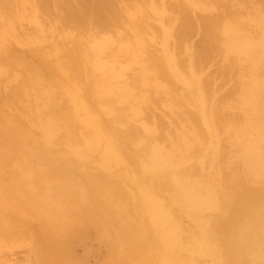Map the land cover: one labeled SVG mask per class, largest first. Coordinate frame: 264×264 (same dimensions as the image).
<instances>
[{
	"label": "bare ground",
	"instance_id": "obj_1",
	"mask_svg": "<svg viewBox=\"0 0 264 264\" xmlns=\"http://www.w3.org/2000/svg\"><path fill=\"white\" fill-rule=\"evenodd\" d=\"M214 1L222 3L228 0ZM23 2L24 0H0V33L2 35L5 33L6 28L12 27L14 21L12 19L14 18H11V14L15 9L22 6ZM141 3V0H31L30 6L35 10L40 8L45 14L49 15V19L55 22V25L60 28V32L47 48H45L46 46L33 48H27L26 46V48H16L13 46L7 47L3 54L0 53V74L12 71L14 67H20V72L14 73V80H11L14 81L13 85L10 81L12 87H8L6 83H3L6 88L4 87L5 90L1 91L0 96V143L1 146L2 144L9 145V149L15 148L9 150L7 152L8 156H6L4 150L7 148L0 147L2 148L0 152L3 156L5 155L8 162L11 160V158L8 159L10 155L13 158L20 157L21 160H25L27 154H31L28 145L34 143V138L28 134L29 130H26L23 122H20L18 116L11 113L8 108L14 103L20 108L26 105L27 108L34 106V109L38 103L34 98L35 91L46 83L50 86L62 87H60V92L58 91L59 95L57 94L56 97L54 95V98L48 102V110L45 113L43 112L44 114H40L41 111L36 110V114L33 113L32 115L33 117L35 114L36 117H33V121L43 131L41 134L42 139L50 141L58 130V137L70 142L78 139V135L81 134V136L88 138L85 145L86 149L102 151L105 156L103 159L105 167L109 166L110 161L120 163L122 155L131 153L132 158L130 157L129 161L134 164L133 167L138 168L136 173L125 174V178L121 175V177L115 179L112 174L105 172H98V174L97 172L90 174L81 172L82 174L80 173L79 176V173L75 174L66 172L62 168H56L44 172L45 178L42 180L37 181L30 176H19L18 180H14L16 183L10 181L5 185L1 182V202L8 205H20L23 201L26 205L28 199L39 197L38 201L41 202V207H43L42 205L44 207L53 205L55 208H52L55 209V212L53 213L50 210L54 218L53 221L48 222L47 226L52 227L50 231H55V229L57 231L54 232L55 234L49 231L50 240L46 237L48 236L46 235L47 229H50V227L46 229L47 232L43 230V227H38L43 230L39 231L41 234L38 233L40 235L38 238L44 246L41 248L48 249L47 251L44 250L43 254L47 252L52 254L50 250L54 248L56 250L55 256L58 255L59 258H62L60 254L63 249L58 246L59 240L64 241L66 230L72 231L75 227L80 229L83 220L88 222L100 218L104 219L105 223L110 222L109 224H113L116 222L114 223V234L119 239L124 234L127 235L123 225H126L124 220L128 219L129 209L122 204L124 198H126V194L122 192V189L129 185L132 188L133 195L139 200L137 204L131 205L137 209V212L135 211L137 215L135 217L133 215L132 218L133 220L138 219L134 220L133 223L141 228L142 224L139 222L138 213H143V208L150 209L151 216L149 218L153 222L156 221L161 227L159 240L164 248L175 250L176 245L179 248L177 243L180 241V233H178L176 224H174L175 221L172 218L174 214H171L170 208L171 203H177L180 207H191L193 209L191 217L196 222L197 234L193 236L191 244L193 243L196 248L209 252L215 258L221 257L223 262L231 264H264V184L253 186L243 181V176L255 178L248 160L243 161L244 168L241 170L240 175L236 168L232 167L233 170L230 168L228 176L221 178L216 184L217 186L214 187L217 191L213 197L201 198L195 194L194 184L188 178L192 167L182 166L175 173H168L167 176L157 178L154 176V171L158 168L155 161H145L148 159L140 156L139 163L136 164L134 155H137L140 150L134 148L132 143L140 137V129L135 124H129L130 122L126 120L127 114L121 109L113 112L104 104L108 103L110 107H114L115 101L113 99L118 98L119 100L131 96L130 105L133 113H137V110L141 109L140 114L145 119L151 120L154 125L152 131H155V121L159 122L160 117L151 109V106L156 104V100L160 98L159 96H162L168 101V104L174 106L181 103L180 101L183 99V93L181 94L180 89H178L179 85L173 79L174 77L179 79L180 76L185 78L187 74H197L198 87L194 85L192 90L193 92H195V89L197 90L200 104L204 103V99L207 97L210 99L216 96L215 73L212 74L213 71H210L211 74L203 75L200 71L204 65V60L213 56L218 43L217 40H219L218 35L220 33L218 32L220 31L212 27L214 21L218 19V14L214 13L210 17H206L201 23L199 16H194V14H186L184 17H180V14L174 13L176 9L181 10L178 0H147L145 4L143 3L146 8H150L152 12L162 14L161 23L164 26L162 30L165 33L160 43L161 56L154 58L155 56L153 57L152 51L148 48V39L150 38L147 36V33L149 34L152 29L148 26L145 16L147 11H144V5ZM231 3L237 5V7H234L236 9L246 10L249 6L253 7L255 11L259 10L257 0H231ZM230 7L229 5L228 8ZM228 8L226 10L231 12L232 9ZM227 25L224 30L225 37L221 36V42L218 44L219 47L225 45L227 49L239 52V55L241 57L244 55L247 60V65L242 71V74L246 73L248 76L246 85L243 84V94L244 97L246 96L244 107L250 111V128L258 129L257 134L256 132L255 134L264 142V127L257 125L258 122L255 123L257 120H264V98L262 97V95L264 96V48L258 41L259 37L252 39L250 35H247L248 33L237 28L239 25L237 20H230ZM259 27V31L263 34L264 19L259 21ZM195 30L199 31L198 39L192 42V45L189 43L190 47L189 45L186 46L187 38ZM149 35H152V33ZM5 37L3 35L0 41ZM129 39L132 40L131 43L128 42L129 56L132 61L137 62L138 70H135L134 65L118 67L114 60L124 57L127 51H117L114 48L115 50L111 49L112 52H104V54H107V56L105 54V58H108L107 64H111L113 68L110 70L111 75H114V78H120L119 82L93 71L88 59H92L91 62L96 67L104 66L106 62L105 60L100 61L98 56L104 50H99L95 55L87 54L86 48L90 43L95 40H97L96 42L108 40L111 42L116 41L118 45H121L124 40L126 42ZM15 42L17 46H21V41L16 39ZM48 48H54V50L49 49L48 51ZM182 50L183 56H181L183 54ZM220 66V71L227 68L224 67L223 62ZM129 72L132 73L128 75ZM9 77L11 78L12 75ZM163 78L166 80L165 82H161ZM7 88L9 90H6ZM32 100L35 101V105L29 106L33 102ZM172 105H169L170 109H173ZM38 106H41L40 102ZM39 107L36 108L39 109ZM105 107L107 110H104ZM75 112L82 113L83 116L76 120L69 119V115ZM101 112H104V114H101ZM223 114V110H220V112L215 110L213 113L212 120L216 127L219 125L220 120H227V118L230 120L229 115ZM203 121L205 124L208 123L206 119H203ZM117 122L124 123L125 127H117L115 125ZM185 122L188 123L190 132L193 131L190 134H194L195 128L191 124V119H185ZM210 124L211 121H209V126ZM19 133H22L21 136H19ZM17 138L19 141H17ZM17 142L19 143L17 144ZM189 143L190 141L184 142L185 148H188ZM141 149V154L147 150L145 146ZM74 152L78 153L76 150ZM62 154L60 159L65 161L63 162L64 166L70 167L73 162L70 161L71 157L68 152ZM183 155L184 150L173 152V159L180 162L185 159ZM221 155L222 152H220ZM6 159H3V161L5 162ZM8 164L10 165V163ZM1 167L3 165L0 162V169ZM260 170L263 172L264 180V165ZM161 186L173 191V194L169 195L168 204H165L164 199L159 195ZM111 187H121L122 189L120 192H113ZM32 201L35 202V200ZM212 201L217 206L219 204L228 205L224 220L216 226L211 225L208 219H199V212L210 208ZM82 205L85 208L87 207L85 211L81 210ZM65 209L68 211L74 210L72 215L66 213L67 216H70L67 220H65ZM40 212H42V209H40ZM48 214H50V211ZM48 214L46 211L43 213L44 217L41 215L45 218ZM1 215L0 229L1 234H3L5 233L4 230L10 228V226L6 227L12 222L10 216ZM62 217L66 222L62 220ZM47 220L49 219H46L45 224ZM112 221L114 222L112 223ZM62 226H64V229H62ZM59 228L64 233H61ZM51 234L53 235L51 236ZM59 234L63 238L59 237ZM130 234L132 235V233ZM116 236L110 239L112 240L110 245L113 246H109L111 248V250L109 249L110 252L115 251L114 245L115 243L118 244ZM133 239L134 237H131V240ZM133 248L135 247L130 250L126 249V251L136 255L144 253L138 251V249L133 250ZM136 248L138 247L136 246ZM48 256H50V260L52 255ZM72 258L74 259V257ZM79 259L77 258V261ZM59 260V264L82 263L81 261H75L76 259L73 261L70 258ZM68 260H72V262ZM110 261L112 260L105 261V264H111ZM180 262V264H186L182 259H180Z\"/></svg>",
	"mask_w": 264,
	"mask_h": 264
},
{
	"label": "rangeland",
	"instance_id": "obj_2",
	"mask_svg": "<svg viewBox=\"0 0 264 264\" xmlns=\"http://www.w3.org/2000/svg\"><path fill=\"white\" fill-rule=\"evenodd\" d=\"M257 1L259 2L258 11H255L253 7L252 9L249 6L246 8V10L236 9L234 7H237V5L235 3H231V0L223 1L222 3H216L214 0H178L181 10L176 9V11L174 10V13L180 14V17H184L186 14H194V16H199L201 23L206 17H210L214 13H217L218 19L214 21L215 23L212 27L217 29V31H220L218 32L220 33V35H218V43L221 42V36L223 38L225 37L224 30L227 23L230 20H237L239 22L237 28L248 33L247 35H250L252 39L259 37L258 41H260V44H262L264 48V33L262 34L259 31V21L264 19V0ZM141 2V4H145L147 0H141ZM30 3L31 0H24L23 5L12 12L11 18H14L12 19V21L14 20L13 25L11 28H6L5 33H3V35L6 37L0 41L1 54L5 52L7 47L13 46L16 48L46 46L45 48H47L49 43H51L60 32V28L55 25L54 21L49 19V15L45 14L40 8L36 10L33 9L30 6ZM229 5L232 9L231 12L226 10ZM143 7L144 11H147H145V16L148 26L152 29L149 34L152 33L153 35L152 38V35L147 33V36L150 38L148 39V42L150 43V46L148 43V48H150L152 51L153 57L155 56L154 58H158L161 56L160 43L165 36V33L162 30V27L164 26L161 23L162 14L152 12L150 8H146V5ZM198 32L196 30L192 32V34L187 38L186 46L198 39ZM3 35L0 33V38ZM16 39L21 41V46L16 45ZM130 39L129 41L126 40V42L124 40L121 45H118L116 41L111 42L108 40L101 42H96L97 40H95L90 43L88 48H86L87 54L95 55V53L99 50H104L98 56L100 61L105 60L106 62L104 66L100 65L96 67V65L91 62L92 59H88V61H90L89 65L93 67V71L102 76L111 77L112 80L114 79L115 81L119 82L120 78H114V75H111L110 70L113 68L111 64H107L108 58H105V54L112 52V50H115L114 48H116L117 51H127L124 57H119L120 59L118 58L117 60H114L118 67L134 65L135 70H138L139 66L137 65V62L132 61L129 56L130 53L128 50L130 48L128 42L131 43L132 41ZM218 43L214 49L215 51L213 56L204 60V65L200 71L203 75H209L212 71V74L215 73V81L217 82L216 96L210 99L205 97L206 99H204V103L200 104L198 102L197 90L195 89V92L192 90L194 85L198 87L196 81L197 74H187L185 78L180 76L179 79L173 76V79L179 85L178 89H180L181 94L183 93V99L180 101L181 103H178V105L174 106L172 104H168V101L165 98L159 96L160 98L156 100V104L151 106V109H153L161 119V121L159 119V122L155 121V131H152L154 125L152 124L151 120L145 119L140 114L141 109H138L137 113H133L130 105L132 99L131 96L119 100L118 98L113 99V101H115L114 107H110L108 103H104L107 105L110 111L116 112L121 109L127 114L126 120L130 122L129 124H135L140 129V137L136 138L134 143H132L134 148H136L138 151L140 150V152H137V155H134L136 164L139 163L140 156L148 159L145 161H155L158 164V168L155 169L154 176L157 178L164 177L165 175L167 176L168 173H175V171L182 166L192 167V171L190 172L191 174L188 175V178L194 184V188L196 190L195 194L201 198L213 197L217 191V189L214 187L217 186L216 184L219 180H221V178L223 179V177L228 176L230 173V168H236L240 175L241 170L244 168L243 161L245 159L248 160L250 164L249 166L255 174V178L243 176V181L246 184L253 186L264 184L263 172L260 170V168L264 165V142H262V140L256 135L258 129L250 128V111L244 107L246 96L244 97L243 94V84L245 83L246 85L248 76L246 73L242 74V71L247 65V60L244 58V55L241 57L239 52H236L232 49H227L225 45H220L219 47ZM49 49L50 48L47 50L49 51ZM50 50L53 51L54 48ZM104 52L106 53L104 54ZM181 52L183 53V50ZM183 55L184 53L181 56ZM88 61L86 62L88 63ZM220 62H223L225 65L224 67L227 68L220 71ZM14 69L7 73L0 74V96L1 91L5 87V84L3 83H6L8 87H12L14 81L11 80H14V73L20 72V67H14ZM131 73L132 72H129L128 75ZM11 75L12 77L10 78L9 76ZM4 80L7 82L11 81L12 85L11 82L9 84V82H4ZM165 81L166 80L164 78L161 80V82ZM45 84H42V86H40L35 91L36 93L34 98L36 103L38 102L36 107H39V102L41 105L39 109L36 107V109H33L34 106L32 105H35L34 100H32L33 102L29 104V106H32V108H27L26 105L25 107L22 104L21 105L23 107L21 106L22 108H20V106L17 107V105L14 103H12L11 107L8 108L11 113L18 116L20 122H23L26 130H29L28 134L34 138V143L28 145L31 154H27L28 156L25 160H21L20 157L13 158V156L10 155L8 159L11 158V160L8 162L5 155L3 156V154L0 152V162L4 167H1L0 169V183L2 182L6 185L10 181L18 180L17 178H19V176H30L37 181L39 179L42 180L45 178V175H43L44 172L56 168H62L65 169L66 172H73L75 174L79 173V176L82 173L90 174L97 172L98 174V172H105L112 174V177L115 179L117 177H121V175L125 178V174L129 175L130 173H136V169L138 168L133 167L134 164H131L129 161V158L132 156L131 153L129 155H122V161L120 163H114L113 161H110V163H108L109 166L105 167L103 165V159L105 156L102 151L86 149L85 145L88 142V138L81 136V134L78 135V139L70 142L58 137V130L54 133L50 141H44L41 137L43 131L40 127L36 126V122L33 121V117L36 114V110H40V114L43 112L45 113L48 110V102L54 98V95L55 97L57 94L59 95L61 90L60 87H62L54 85L53 87ZM6 90L9 89L7 88ZM262 97L264 98L263 95ZM29 101L31 102V100ZM22 102L24 103V101ZM169 105H172L173 109H170ZM21 109L23 111H20ZM104 110H107V108L105 107ZM215 110L219 112L220 110H223V115H229L230 120L228 118L227 120L219 119V125L216 127V125H214V121L212 120V115ZM33 113L35 114L32 117ZM101 114H104V112H101ZM82 116V113L75 112L74 114L71 113L68 118L76 120L80 119ZM219 116L221 117L220 113ZM185 119H191V124L195 128L194 134H190L193 131L190 132V128L188 123L185 122ZM203 119L208 120V123L205 124ZM209 121H211L210 126ZM255 123L257 125H261V127H264V120L262 119L260 121H255ZM115 125L117 127H121L125 124L122 122H117ZM21 134L19 133V136H21ZM19 136L17 135V137ZM19 139L17 141H19ZM186 141H190L188 148H185L184 145V142ZM18 143L19 142H17V144ZM5 146V144H2L1 146L0 143V147L7 148L4 150V152H6V156H8L7 152L15 148L9 149V145L6 147ZM143 146H145L147 150L145 153L141 154V147ZM16 150L19 151L17 148ZM75 150L78 151V153L74 152ZM182 150H184L183 156H185V159L181 160L180 162L175 161L173 159V152ZM65 152H68V155L71 157L70 161L73 162L70 167L64 166L63 162L65 161L60 159V156L63 155L62 153ZM220 152H222L221 156ZM9 153L11 154V152ZM3 159H6L10 165L6 162V160L4 162ZM111 189H113V192H120L122 188L111 187ZM122 192L126 194V198H124L122 204L127 206L129 209L128 219L124 220V223L127 226L123 225V229L127 231V235L125 236L124 234L123 237H120L119 239L116 234H114V223H116L114 221H112V223L114 222L113 224H109V221V223L106 222V224L104 222L105 220L100 218L99 220L96 219L88 222H84L83 220L80 229L75 227L72 231L66 230L64 241L59 240L58 246L60 249H63V252L60 254L62 258H70L73 261L75 259V261H77V258H80L78 260L82 262L80 264H105V261H108L109 259L112 260L110 261L111 264H180V259L184 260L186 264H231L229 262H223L221 257L215 258L209 252L201 251L200 248H196L193 243L191 244V240L194 238L193 236L197 234L195 226L196 222L191 217L193 213V209L191 207L183 208L177 203H171V214H174L172 218L175 221L174 224H176L178 233H180V241L177 243L179 248H177L176 245L174 248L175 250H169L164 248L160 243L159 234L161 227L156 223V221L153 222V220L149 218V216H151V210L148 208H143V213H138L139 222L142 224V227H139V230L138 226L133 223V221L137 220L138 218L134 220L132 218L133 215V217L137 215V209L131 206L133 204H137L139 200L133 195L132 188L129 185L122 189ZM172 194L173 191H171L169 188L167 189L166 187L161 186L159 195L162 199H164L165 204L169 203V195ZM32 200H35L36 203ZM38 200L39 197H33L32 199L27 200L28 203L30 201L32 202L29 204L26 202V205L23 201L20 205H8L1 202L2 197H0V211L4 214V216H10L9 218L12 222V224L9 223V225L6 227L8 228L10 226V228L4 230L5 233L2 232L3 234H1L0 229V264H59V259H62L59 258L58 255L55 256L56 250L54 248V250H50L52 254L47 252L46 257V254H43L44 250L47 251L48 249H42L44 246L41 244L38 238V236H40L39 234H41L39 231H46V229L50 227V229H47L48 232L46 231V235H48L46 237L51 240L49 233H54L57 230L55 229L54 231L52 229L53 231H50L52 227L47 225L48 222L53 221V213L55 212V209L53 208L55 207L53 205H50V207H44V205H42L43 207H41V202ZM38 206L40 209H42V212L40 213ZM216 206L217 205H215V202L212 201V206L210 208L199 212V219H208L209 223L213 226L221 223L224 220L225 212L228 210V205L219 204L217 207ZM83 207L84 205H82L81 210L85 211L87 207H84V209ZM37 210L39 215H43V213L46 211L48 214L50 211V214L48 215L52 217L50 218L47 215V217L43 218L46 213L42 217V215H38L36 212ZM72 212H74L73 209H71V211L65 209V214L67 213L68 215H72ZM98 212L100 213V211ZM3 214L0 215L3 216ZM67 214L65 216L66 218L63 216L65 220H67L68 217L70 218V216H67ZM63 217L62 220L66 222ZM41 218L45 220L43 221ZM47 218L50 221L47 220L45 224ZM38 227H43V230L39 229ZM62 227V229H64V226ZM62 229H60V232L64 233ZM191 230L193 232H190ZM130 233H132V235ZM52 235L53 234H51V236ZM115 236L118 238V241L116 240L118 244L115 243V251L110 252L111 248L109 246H112L110 245L112 244V240L110 239L111 237L114 238ZM59 237L62 236L59 234ZM66 237L68 238L66 239ZM131 237H134V239L131 240ZM49 242L51 243V241ZM136 246L138 248H136ZM132 247H135L133 250L138 249V251L140 250L144 253L136 255L132 252L130 253L126 251V249L130 250ZM48 255H52L50 260V256ZM72 257H74V259ZM52 258H54V260H52ZM72 260L68 261L72 262Z\"/></svg>",
	"mask_w": 264,
	"mask_h": 264
}]
</instances>
